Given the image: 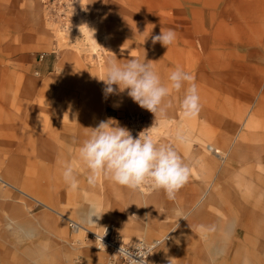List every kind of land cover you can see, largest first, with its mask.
<instances>
[{
	"label": "rangeland",
	"instance_id": "374dc122",
	"mask_svg": "<svg viewBox=\"0 0 264 264\" xmlns=\"http://www.w3.org/2000/svg\"><path fill=\"white\" fill-rule=\"evenodd\" d=\"M169 28L173 45L152 43ZM114 55L153 61L166 85L177 66L195 78L198 116L183 119L184 89L170 90L153 129L158 143L189 138L174 200L87 184L74 139L108 118L133 137L155 122L126 92L105 98L93 76ZM104 232L149 246V264H264V0H0V264H123L98 246Z\"/></svg>",
	"mask_w": 264,
	"mask_h": 264
},
{
	"label": "clouds",
	"instance_id": "9594fccd",
	"mask_svg": "<svg viewBox=\"0 0 264 264\" xmlns=\"http://www.w3.org/2000/svg\"><path fill=\"white\" fill-rule=\"evenodd\" d=\"M82 27H86L94 39L95 29L83 24L79 26V30ZM150 35L151 32L144 42ZM176 39L175 31L170 28L161 29L158 35H151L153 44L159 42L167 49ZM119 61L114 55V58L106 61L103 76H92L103 82L105 98L126 92L133 102L154 115L155 122L151 128L133 137L126 127L120 126L115 119L108 118L100 121L95 128H89L91 131L86 139H74L73 143L78 145V161L88 172L87 184L95 186L97 180L104 176L114 184L130 190H139L145 185L155 191L162 190L169 200H174L179 190L188 183L192 171L190 164L177 151L176 145L187 143L189 138L182 129H178L174 144L158 143L153 129L156 122L167 118L168 110L173 106L169 99L170 90L184 89L183 98L179 102L183 119L190 120L198 116L202 104L195 78L177 66L168 73L169 84L166 85L153 61L146 60V57H132L125 63ZM62 169L64 183L76 190L79 180L75 165L63 162ZM93 216L100 217L93 214L91 222ZM146 252V249L144 252L139 251L138 255L145 258L139 264H147L146 257L150 254H145ZM118 254L126 255L122 248ZM173 261L170 258L169 264H173ZM131 264L138 262L131 258Z\"/></svg>",
	"mask_w": 264,
	"mask_h": 264
},
{
	"label": "built area",
	"instance_id": "2783aa9c",
	"mask_svg": "<svg viewBox=\"0 0 264 264\" xmlns=\"http://www.w3.org/2000/svg\"><path fill=\"white\" fill-rule=\"evenodd\" d=\"M95 240L100 248L107 251L111 257L123 264H131V258L136 260L139 264L141 260L145 259L144 257L138 255L139 251L144 252L146 249L147 252L145 254H149L151 250L149 246L142 242L135 244H125L106 232L95 236ZM121 248L124 250L126 255L118 254ZM148 257L149 255L146 257L147 264H149Z\"/></svg>",
	"mask_w": 264,
	"mask_h": 264
},
{
	"label": "crops",
	"instance_id": "0c3cea01",
	"mask_svg": "<svg viewBox=\"0 0 264 264\" xmlns=\"http://www.w3.org/2000/svg\"><path fill=\"white\" fill-rule=\"evenodd\" d=\"M91 88H92V86H91V85H90V86H89V85H87V86H86V88H85V91H86V92H88V91H90V90H91ZM210 150H211V149H210ZM216 151H217V150H214V151H212V152L214 153V152H216ZM131 237H132V236H131Z\"/></svg>",
	"mask_w": 264,
	"mask_h": 264
}]
</instances>
